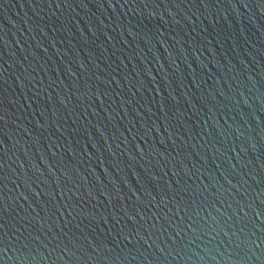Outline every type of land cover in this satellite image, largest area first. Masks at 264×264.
<instances>
[{"label":"water","instance_id":"1","mask_svg":"<svg viewBox=\"0 0 264 264\" xmlns=\"http://www.w3.org/2000/svg\"><path fill=\"white\" fill-rule=\"evenodd\" d=\"M0 264H264V0H0Z\"/></svg>","mask_w":264,"mask_h":264}]
</instances>
